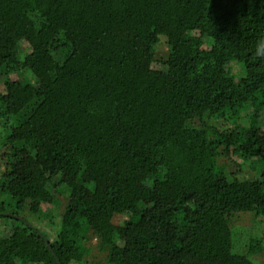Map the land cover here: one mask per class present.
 Listing matches in <instances>:
<instances>
[{
  "label": "trees",
  "instance_id": "obj_1",
  "mask_svg": "<svg viewBox=\"0 0 264 264\" xmlns=\"http://www.w3.org/2000/svg\"><path fill=\"white\" fill-rule=\"evenodd\" d=\"M0 84V264H86L91 239L107 264H256L230 225L264 217V0H0Z\"/></svg>",
  "mask_w": 264,
  "mask_h": 264
},
{
  "label": "rangeland",
  "instance_id": "obj_2",
  "mask_svg": "<svg viewBox=\"0 0 264 264\" xmlns=\"http://www.w3.org/2000/svg\"><path fill=\"white\" fill-rule=\"evenodd\" d=\"M116 43L118 44H125L126 46L130 45L132 42L127 40L117 39ZM133 45L135 46V51L141 63H145L153 68L161 69L163 67L162 62L166 59L167 52H168V45H167V37L160 33V32H150L144 28H137L136 33V40L134 41ZM234 72L239 73L240 69L237 65L234 66ZM0 88H2L0 84ZM226 126H230L228 123ZM0 130L1 129L0 126ZM2 136H0V155L2 150H6V148H2L3 144ZM25 157V156H24ZM22 157V158H24ZM224 159V158H222ZM22 160V159H21ZM4 163H0V179L1 174L4 171ZM16 167H20V162L16 163ZM247 167V166H246ZM245 167V168H246ZM241 172L238 174L239 177L244 178H262L261 172L259 169L254 166L252 171L248 170ZM248 170V171H247ZM20 175L16 179H10V181L4 186L3 189H0V198L2 194H9L14 193L18 190V179ZM62 198V197H61ZM62 202V201H61ZM64 200L62 205H64ZM45 209H53V205L49 203H43ZM9 214V213H7ZM10 215V214H9ZM30 221L35 222L34 218H29ZM233 222L231 223V232H232V239L233 241L241 240V242H247L249 237H257L260 241V248L261 250L258 252L259 254H250L248 257L256 264H263L264 263V217L259 215L257 217L254 216L253 212H237L232 216ZM123 221V217L115 216L113 218V223L120 227ZM42 225V224H41ZM44 226V225H43ZM39 226L41 229H45V227ZM5 227L2 226L0 228V232L3 233L5 231ZM91 245V249L86 255V264H107L105 260L106 251L101 250L98 248L97 244L95 243L94 239L89 241ZM245 245V244H244ZM238 246V245H237Z\"/></svg>",
  "mask_w": 264,
  "mask_h": 264
},
{
  "label": "water",
  "instance_id": "obj_3",
  "mask_svg": "<svg viewBox=\"0 0 264 264\" xmlns=\"http://www.w3.org/2000/svg\"><path fill=\"white\" fill-rule=\"evenodd\" d=\"M45 242H46V244H47V246L49 247V248H51L50 247V244H49V242H48V240L45 238Z\"/></svg>",
  "mask_w": 264,
  "mask_h": 264
}]
</instances>
